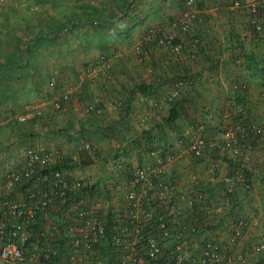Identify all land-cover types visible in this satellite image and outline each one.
<instances>
[{
	"label": "crops",
	"instance_id": "0c3cea01",
	"mask_svg": "<svg viewBox=\"0 0 264 264\" xmlns=\"http://www.w3.org/2000/svg\"><path fill=\"white\" fill-rule=\"evenodd\" d=\"M126 1L0 0L3 56L12 60L17 46L26 50L24 59L14 64L9 85L0 83V123L17 122L13 131H0V179L7 155L24 151L26 147L20 146L25 144L36 146L54 157L68 158L69 168L64 170L95 188L90 195L115 216L123 210L128 187L117 163L140 166L148 162L151 148L173 150L178 158L170 170L179 190L187 194L174 230L181 223L195 225L203 238L223 241L237 220H257L243 238L241 251L249 252L250 264H264V254L248 249L251 241L264 239V135L244 157L209 146L195 157L179 145L180 139L187 143L197 134V124L205 121L206 113L212 114L204 132L209 141L220 138L224 113L234 120L264 119V11L259 16L262 31L254 33L248 25V5L264 0H242L241 7L234 5L235 0L197 1L201 6L193 36L184 38L179 52L151 38L148 29L157 30L160 37L179 34L181 0H135L129 17L113 19V10ZM192 37L199 39L197 44ZM140 40L144 45L136 53ZM101 56L109 60L111 76L81 81V68ZM178 79L185 83L173 97ZM237 82L243 88L239 100L235 99ZM65 87L73 90L72 100L56 112L51 100ZM93 97L102 99L106 108L101 114L82 113L84 103ZM40 101L47 102L42 116L26 122L13 117ZM118 101L121 105L114 107ZM173 106L179 115L168 123ZM211 165L216 166L215 180ZM233 172L243 173L251 189L236 183L227 193L222 177ZM55 218L63 219L59 214ZM62 242H52V264H65L67 250Z\"/></svg>",
	"mask_w": 264,
	"mask_h": 264
},
{
	"label": "built area",
	"instance_id": "2783aa9c",
	"mask_svg": "<svg viewBox=\"0 0 264 264\" xmlns=\"http://www.w3.org/2000/svg\"><path fill=\"white\" fill-rule=\"evenodd\" d=\"M199 0H185V9L179 20L180 39L173 42L176 34L168 33L158 42L168 45L172 51L182 49V40L192 28ZM236 7L241 2L234 1ZM250 24L258 32L262 24L257 4L248 5ZM198 41V38L194 39ZM182 42V43H181ZM144 41L134 47L142 51ZM111 65L105 56L86 63L79 71L81 81L95 82L98 78H109ZM185 83L178 79L172 96ZM55 87V81H51ZM73 90L67 88L51 103L60 111L72 100ZM46 101L27 105L21 113L13 116L18 122L43 115ZM118 101L114 107L120 106ZM107 104L99 97L84 103L82 113L101 114ZM225 126L220 138L210 140L205 136L206 123L212 119L205 114V121L197 124V134L191 135L187 143L180 139L195 157L203 155L209 146L235 157H244L264 135V119L248 117L232 119L224 113ZM146 164L133 166L117 163L126 177L123 196V210L114 216L104 209V204L85 189V181L72 177L66 170L55 165L62 158L52 152L35 147H26L18 163L7 164L0 179V264H52L55 256L52 242L63 241L67 250L65 264H250L249 252H243V238L249 236V229L258 224L239 219L226 239L204 237L197 226L188 227L181 223L176 230L173 224L182 213L181 202H187V194L178 188L176 177L170 165L178 158L173 150L159 147L149 149ZM211 179L217 176L216 166L209 168ZM195 177H192V181ZM227 193L232 186L241 183L245 190L252 185L243 173L233 172L222 177ZM119 187L114 188L117 190ZM59 214L63 219L56 220ZM105 242V243H104ZM104 243V244H103ZM250 252L262 256L264 239L256 238L248 246ZM113 254L114 258H109ZM264 257V256H262Z\"/></svg>",
	"mask_w": 264,
	"mask_h": 264
},
{
	"label": "trees",
	"instance_id": "16d2710c",
	"mask_svg": "<svg viewBox=\"0 0 264 264\" xmlns=\"http://www.w3.org/2000/svg\"><path fill=\"white\" fill-rule=\"evenodd\" d=\"M238 1H240L241 2V4H242V0H238ZM129 2H128V0L126 1V4L128 5V7H127V10L128 11H124L123 13L124 14H126L127 13V16L128 15H130L131 14V12L132 11H134V8L132 9V11L130 10V12H129V9H130V7H129V4H128ZM201 6V3H199L198 2V4H196V8L198 9V7H200ZM119 7V9L120 10H122V8L120 7V6H118ZM181 8H182V12H183V10L185 9V0H181ZM257 10H258V15L260 16V14L261 13H263V11H264V3H260V4H257ZM133 13V12H132ZM248 13H249V17H248V25H249V28L250 29H252V31L254 32V33H258V32H260V31H256L255 29H254V27L250 24V19H251V14H250V12H249V10H248ZM115 15L114 14H112V17H114ZM195 19V18H194ZM194 23V22H193ZM127 30L128 29H126V28H124V31H125V33L127 32ZM179 30H180V28H179ZM192 31L194 32V30H192V28L190 29V31L188 32V34H187V37L189 36V37H191V36H193L192 35ZM262 31V30H261ZM148 33H149V35H150V37L152 38H155L156 40H158V38L160 37V33L157 31V30H155V29H153V28H149L148 29ZM175 34V33H174ZM166 36V35H165ZM165 36H162V37H164L165 38ZM192 38H194V37H192ZM197 38V37H196ZM195 39V38H194ZM1 38H0V83L2 84H5V85H9V83H10V81H12V79H13V76H14V68H15V66H14V64H18V62L19 61H21V60H23L24 59V55L26 54V50H24L23 48H19L18 46L16 47V55H13V57H12V60H11V57H9V58H7V57H4L3 56V54H2V47H1ZM199 40V39H198ZM181 41V39H180V33L179 34H176V36H175V39H174V41L173 42H175V43H178V42H180ZM182 42H183V40H182ZM181 42V43H182ZM194 43H198V41H195L194 40ZM183 45L184 44H182V47H183ZM17 58V59H16ZM18 60V61H17ZM93 61H95V60H93ZM91 62V61H90ZM234 89L236 90L235 91V95H237V97L235 98L236 100H239V99H241L240 97H243L242 96V90H243V88H242V84L241 83H235V85H234ZM241 103H243V100L242 101H240ZM176 107L175 106H173L172 107V109H171V111H170V118L168 119V123H172L176 118H177V116L179 115V113H178V110H176L175 109ZM242 109H243V107H242ZM91 114V113H90ZM94 114V113H93ZM237 119H239V117L237 118ZM155 148V147H154ZM152 149V148H151ZM69 162H70V160L68 159V158H63L62 159V161H60L59 163H57L55 166L56 167H58V168H62V169H68L69 168ZM89 189V191H93L94 192V189L95 188H91V187H89V186H86V188L85 189Z\"/></svg>",
	"mask_w": 264,
	"mask_h": 264
},
{
	"label": "rangeland",
	"instance_id": "374dc122",
	"mask_svg": "<svg viewBox=\"0 0 264 264\" xmlns=\"http://www.w3.org/2000/svg\"><path fill=\"white\" fill-rule=\"evenodd\" d=\"M134 1L135 0H128V4H129V7H130V9H129V12H130V10L132 11V9L134 8L133 6V4H134ZM133 5V6H132ZM121 6V8H122V10H120V9H118V10H113L116 14H115V16L114 17H112L113 19L114 18H116V17H120V18H127V17H129V16H127V13L126 14H124L123 12L124 11H128L127 10V7H128V5L127 4H124L123 5V3H122V5H120ZM124 10V11H123ZM133 12V11H132ZM131 12V13H132ZM117 21H119V20H117ZM66 89L67 88H69V87H65ZM62 110H60V111H56V112H61ZM15 121V120H14ZM32 121V120H31ZM14 124V125H13ZM17 127V122L15 123V122H13V119L11 120V121H7L6 122V124H4V123H0V131L1 130H5V131H13L15 128ZM27 147V146H29L28 144H25V145H23V146H20L21 148H23V147ZM33 146V145H32ZM19 147V148H20ZM36 147V146H35ZM20 148V149H21ZM21 152H23V150L21 151ZM20 151H18V150H16V153L17 154H15V155H13V156H8L7 155V157L5 158V159H3V163L5 164V166H7V164H17V161H19L18 160V157H19V155H20V153H21ZM100 152H98V154H99ZM102 157V159H101V162L100 163H103L104 164V158H103V156H101ZM20 159V158H19Z\"/></svg>",
	"mask_w": 264,
	"mask_h": 264
}]
</instances>
